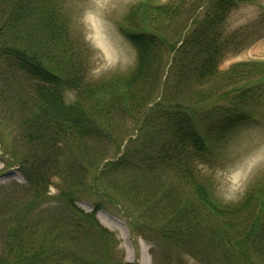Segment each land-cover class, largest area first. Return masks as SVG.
Masks as SVG:
<instances>
[{"label":"trees","instance_id":"trees-1","mask_svg":"<svg viewBox=\"0 0 264 264\" xmlns=\"http://www.w3.org/2000/svg\"><path fill=\"white\" fill-rule=\"evenodd\" d=\"M249 2L200 0L187 10L140 1L118 26L134 67L91 81L58 0H0L1 96L27 181L0 191V264H125L114 261L118 240L97 219L108 206L132 236L160 246L155 264H264V180L224 205L199 169L250 124L251 81L264 82V62L220 69L226 20ZM129 120L139 129L123 146ZM56 181L61 214L42 216ZM96 197L93 212L77 205Z\"/></svg>","mask_w":264,"mask_h":264},{"label":"rangeland","instance_id":"rangeland-1","mask_svg":"<svg viewBox=\"0 0 264 264\" xmlns=\"http://www.w3.org/2000/svg\"><path fill=\"white\" fill-rule=\"evenodd\" d=\"M58 1L64 9L72 34L88 56L87 70L91 81H102L131 71L135 65L136 52L119 33L118 26L129 8L143 0ZM154 1L163 5L184 2L187 10L193 2L201 4L200 0ZM193 12L187 11L186 16ZM225 36L230 41V47L221 62V71H227L241 62H264V0L240 3L234 8L225 23ZM173 56L170 55V63ZM258 79L254 77L251 81L254 95L246 106L253 116L250 124L237 128L229 140L216 147L208 161L199 164L201 175L208 181L213 196L224 205L238 204L256 181L264 180V82L258 84ZM2 82L0 80V191L8 195L15 191L16 185L24 186L27 181L18 163L23 153L19 129L7 118L10 100L5 98L7 95L4 93L1 96ZM237 86L245 87L243 83ZM11 109L14 110L13 107ZM138 126L131 120L121 126L119 132L122 137L126 136L123 146L137 135ZM14 147L18 152L17 158L14 156ZM54 183L50 187V201L39 210V214L45 217L61 214L54 199L57 181ZM97 199L83 198L77 205L85 212H91ZM97 219L118 240V248L114 251L116 263L155 264L152 251L161 254L160 246L132 236L128 221L121 212L108 206L97 213ZM3 244L0 240V249ZM156 264L163 263L158 260Z\"/></svg>","mask_w":264,"mask_h":264}]
</instances>
